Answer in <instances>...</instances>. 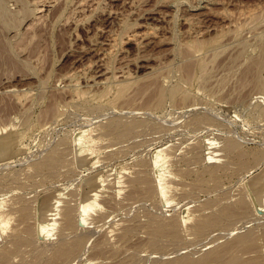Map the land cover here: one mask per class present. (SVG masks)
I'll return each mask as SVG.
<instances>
[{"label": "rangeland", "instance_id": "1", "mask_svg": "<svg viewBox=\"0 0 264 264\" xmlns=\"http://www.w3.org/2000/svg\"><path fill=\"white\" fill-rule=\"evenodd\" d=\"M35 1H37L36 4ZM23 3H26L25 7H23ZM28 3L30 5L33 3L34 5L29 6ZM44 3H47V6H45L47 10L44 11L46 15L44 14L40 21L38 19V24L34 15L31 16L33 11L31 9L32 6L41 7ZM48 4H51V7ZM26 6L31 7V11L25 10ZM258 7L261 11H264V0H98V2L97 0H0V202L2 203H0V206H2L0 215L2 214L6 220L2 219L1 216L0 219L4 222H9L6 227V222L3 224V221L0 220V255L5 254L3 250L7 248L12 256L6 255L4 264H11L13 261L14 263L19 262L18 264H31L33 261L34 263L32 264H50V257H52L50 253L54 252L55 248H57L56 246L60 244L57 241H59V229L62 226L61 209L64 205L66 206L67 202V206L79 208L80 200L90 191V184L87 178L97 173H101L105 179L103 186L105 190L102 191L103 193L100 196L105 208L93 211V215L90 217V222L92 223H88L85 227L80 224L78 226L79 229L74 227L71 231L70 229L65 231L64 234L67 235V239L78 237L76 235L79 234L80 238H82V235L87 234L83 236L85 239L82 238L85 246L82 250H85L80 251L79 255H76V258L74 257L75 259L72 258L74 261H67L68 263L66 264H135L136 259L138 262L136 264H141L144 260L142 264H148L149 262L156 264L161 256H164L160 259L162 263V260L166 262L171 260L172 256L182 254V251L184 253V255H181L182 257L190 256L189 258L192 257L191 259L195 257V259H199L204 256L200 251L203 250V252L208 253L209 250L221 248L223 244L226 246L225 244L232 242V245L236 239H234V236L238 237L247 230H249L247 232H255L252 233L256 236L258 234L260 240L256 237L255 241L260 242L259 244L257 242L256 246L257 248L260 247L259 250L256 248L255 250L257 251L254 253L252 251L254 250L253 248L250 250L239 247L240 249H233L236 252L229 253V256L237 253L240 255L239 259L242 257L245 262L251 263L253 262L251 260L257 258L262 261L257 260L258 262L264 264V239H262L264 237V212L256 211L258 213H255L252 209L250 211L252 213H248L251 216L247 215L248 217L244 219L241 217L242 220H239L240 218L237 219L239 221L236 220L238 223L234 222L232 224L233 227L226 224L228 228L230 227L229 231H227L228 228L225 226L219 225L220 228L222 226L225 228L220 229L217 226L213 229L210 228L207 231L208 235H206V232L205 235H196L193 227L206 216L215 215L221 209L223 210L225 205L235 204L240 201V198L248 197L246 181L252 175L264 169L263 157H261L263 158L262 160L260 159L261 161H258L262 164L254 161L258 152H261L264 156V66L262 65L263 67H261V65L257 64L264 58V20H262L264 18L257 21L249 20L250 18L246 19V16L251 11L254 14L261 13L259 15H262L263 12L259 10L255 12ZM82 8L84 9L82 10ZM248 10L250 11L248 12ZM60 12L63 14L61 15ZM242 14L244 16H241ZM57 16L60 17V20ZM236 17L240 18L237 19ZM241 17H244L247 20L246 22L249 21V24L245 23L248 27H244L245 20L244 18H242L244 21L240 20ZM234 22L241 23L240 25H243V28L247 27L248 29H244L245 31L241 29V32H238L240 35H237L238 33L234 31V26L236 25ZM255 22L259 24V26L255 24L258 27L252 24ZM125 23L128 24L127 26H131L126 28ZM253 27H255L254 30ZM120 32L124 35L122 36ZM175 32H177V35L174 34ZM242 32H245L243 36ZM132 33H138V36H133L134 34ZM118 34L120 38L123 37L124 41L119 44L121 47H114L115 59H112L113 57L110 58L108 55L104 56V51L114 43L113 36L115 37ZM130 35L133 36V39L130 38ZM236 35L238 39L235 37ZM217 37H220V42L217 45L215 44L216 48L219 47L217 50L213 45H209L202 49L203 51L193 50L197 55H192L194 52H186L187 54L185 55V53L180 54L183 47L181 49L177 48L181 47L182 44L184 46L185 43L183 42L193 38L196 40L199 38V41H207L212 44L213 39ZM239 38H243V41L242 39L239 40ZM138 42L140 43L138 44ZM178 43H181V45ZM115 49H120V53ZM176 49H179V52H176L178 51ZM198 51H201V56L200 53H197ZM180 56L184 57L181 58ZM188 56L191 58H188ZM194 56L199 57L198 59H203L200 57H204L207 60V64L209 63V68L207 69L210 72H206L208 73L206 77V75L204 76L195 70L196 73L194 72L195 76L193 75L194 78L192 77V80L188 79L189 81H186L187 79L185 78L183 80L181 75L183 77L185 75L181 70V66L186 61L190 62L191 60L193 62L196 60ZM192 57H194V60ZM180 58L182 60L186 59V61H181ZM175 61H178V63L176 64ZM107 62L110 63V66L112 64L111 70H106V66L109 64ZM170 62L173 65L175 64V67L171 66ZM168 65L172 68L168 67ZM154 67L160 68L155 71L163 72L162 75L160 73L163 78L155 77L156 75L159 76V74L153 72ZM167 68L169 69L168 71ZM113 69H116L114 72L119 80H124L128 77L131 82L136 80L135 83H139L141 79L143 82L146 79L145 82L150 84L151 87L146 83H139L140 85L134 83L135 87L133 82L131 83L134 86V88L133 86L131 88L135 92L129 91V94L136 97L133 106H130L133 101L131 103L128 102L130 105L127 104V106L126 102L123 101V103L120 100L121 105L124 104V106L114 103L115 105H112L114 107L110 108L112 107L110 104L113 102H109V104L107 98H98L99 93L104 88V79L111 76ZM170 72L174 78L176 77L175 79ZM165 74L168 76L164 77ZM149 76H151V81L150 79L147 80ZM71 77L76 81H71ZM154 79H157L158 83L157 80L153 81ZM257 79L262 83H259ZM95 80L98 82L96 83ZM169 80L172 84L175 81V84H178L177 81L179 82V80L180 82L185 81L183 82L184 84L181 82V85L183 84L187 87H182L186 91L191 90L190 93L193 92L191 94V102L189 101L190 104L189 102H171L170 99H167L165 103L168 105L164 104V106L166 105L165 108L164 106L160 107L163 109L157 110L153 106V109L152 107H147L146 104L153 97L154 84L157 83L156 85L161 86L159 82L166 81L163 86L165 85L164 87H166L167 83L169 87L171 83ZM69 81L72 83H69ZM75 83L77 84L76 86ZM70 84L72 89L68 88ZM73 86L78 87V89L81 88L82 91L88 93V95L85 94L87 97L83 95L84 97L75 96L77 98H74ZM144 86H146V89L149 88L150 91L146 92L148 90L144 88L141 90L146 93L138 92L139 88ZM89 91L97 95H92L91 97L90 94L93 93ZM136 92L141 97L135 94ZM194 93H196V96H194ZM112 95L113 92L108 98L110 101ZM84 98L87 102H85ZM194 98L195 101H193ZM254 98L255 100H253ZM95 99L96 101H94ZM256 100L258 101L256 102ZM169 101L172 104H169ZM79 102H81V105ZM89 102L91 103L88 104ZM120 102L118 101V104ZM253 102L263 107L256 105V108L260 109L252 110L254 108L251 109L249 107H251V104L252 107L255 106ZM92 105L98 106L97 108L99 109L94 108V106L91 107ZM53 106H55V111H50ZM100 107L102 108L100 109ZM46 110L49 112L46 113ZM121 116L125 117L123 118L124 120L130 118V121H128L129 119L127 121L123 120L127 126L123 124L122 120L121 125L120 123L116 124L118 117L121 119ZM115 117L116 119H112ZM112 120L116 123H113ZM131 120L133 121L132 123H137L134 121L138 120L142 122L138 121L139 123L136 124L137 128L134 124H130ZM111 123L115 124V132L120 131V134L123 133V135L126 133L121 131L120 127H128L129 125V127H132L131 129H137L132 130V132L130 130V137H128L127 133L126 139L120 140L124 136H120L118 132L116 134L113 128L111 129L113 127ZM154 123L157 125H154ZM107 125H111V127ZM117 125L119 126L117 127ZM103 126L105 129H103ZM82 128L90 129L89 134L97 140L93 151L96 155L93 154L95 158H93L94 161H92L93 165L91 167L80 166L75 158L76 148L73 139L77 131ZM116 128L120 130H116ZM105 130L106 133L111 131L114 134L112 135L109 132L110 135L108 133L106 135ZM229 138L230 140L236 139V142L240 143L239 146L242 145L240 146L242 148L239 147L238 149H241L240 151L244 150L246 156L240 159L235 156L237 155L236 152L231 154V156L227 153L229 157L225 155L226 152L224 150V154L221 153L222 145L230 141L228 140ZM7 145H11L8 152L3 149ZM59 145V148L64 149L63 151L68 154V159H70L68 161L69 168L62 166V169L60 166V169L57 166L54 168V170L58 169L57 172L54 170L52 172L46 168L42 169L40 163L42 164L50 156L52 149L54 150ZM157 149H163V157L165 158L163 160H166L164 167H166L165 171L168 173L166 175L164 171L163 180L156 179L158 177L154 174L155 167H153L154 159L152 155ZM170 155L172 156L171 158ZM197 155H199L198 158ZM219 156L222 159L224 158L221 163L218 162L221 159ZM225 156L228 158L226 159ZM187 158L189 159L188 161H186ZM143 162L147 163L144 164ZM151 162L153 163L151 164ZM216 162L222 167L217 173L211 175L210 168L216 167ZM223 164L226 165L224 166ZM150 165L153 166L150 167ZM140 169H144V173L148 171L147 174L152 172L151 177L155 176L153 179L156 181L168 183L165 193L163 194L159 190L157 191L158 194L156 193V197L146 196L145 199L139 198L141 201L131 198V194H128L133 190L132 181L130 180L139 176L138 172H142ZM60 171L61 173H59ZM120 172L125 177L121 176ZM184 174L186 175L183 176ZM120 178L125 183L119 187L116 181ZM198 179H200L199 182L206 179L207 183H205L206 181L204 184L201 182L202 185H199L200 188H198V181H196ZM156 181L154 182L157 186L164 184ZM186 182L189 183L186 184ZM188 184L192 186H184ZM121 187L125 188L119 193L118 189ZM245 188L247 191H245ZM187 190H189V193H186ZM246 192L247 194H245ZM190 193L194 194V196H187L191 195ZM54 197L63 200H61L62 203H59V208L56 210L54 218L56 224L50 227L51 229L49 228L52 234L41 237L38 232V213L49 206ZM163 198L166 200L164 199L163 201ZM113 200L116 201L113 202ZM209 200L219 203H213L217 206L210 205L212 202ZM223 202H226V204ZM208 205L213 206L215 210L212 212L213 207L206 210L205 208L210 207ZM216 208L221 209L217 211ZM203 209L209 214L206 215ZM143 210L151 212V216L160 211L161 213H157L158 215L154 216V218L159 216V219L163 220L162 217H165L164 219L167 222L172 220L181 221L179 225L184 226L180 228L177 224L179 232L183 229V233L180 234L185 233L184 236L181 235V241L179 243L178 241L175 243L169 241L171 244H168V241L165 240H171V238L164 240V243L168 246L177 243L179 245L177 244L178 246L174 245L170 248V246L168 247L162 243V247L154 248L156 245L153 246V243H151L153 247L150 246L152 229L149 228L151 226H147V224H150V220L148 223L147 221L151 217L150 214L144 215L143 213L146 214L148 212H142ZM137 212L138 214H136ZM204 215L205 217H202ZM156 219L158 220V217ZM75 228L80 233L77 234ZM127 229L131 233L135 231L134 234H129ZM18 232L20 233L19 235ZM74 232L76 235L73 234ZM221 232L222 235L220 234ZM225 233L226 235H223ZM16 235L18 237H15ZM24 235H27V238H23L25 237ZM31 235L35 237H30ZM69 235L72 236L69 237ZM20 237L27 242H22L21 240L23 239H20ZM217 237L219 238L217 239ZM15 241L18 243H15ZM30 241H35V243H30ZM182 241H186L184 242L185 245L181 243ZM188 241L194 244L192 243V246H190L191 243ZM215 241L223 244L218 245L217 243L220 247L216 248ZM26 243L33 245L28 246ZM16 244L20 248H17ZM193 245H196L195 249ZM38 246L41 247V250L34 251V248L39 249ZM179 246L183 249L179 248ZM43 247L48 249L49 254L42 249ZM167 247L170 250L166 249ZM156 249H159L158 251L163 250L162 253L167 251L169 253L167 252L168 255L162 254L161 251L158 252ZM171 251H173L172 255H169ZM192 251L198 254L195 256L194 253H189ZM10 252L7 253L6 251L7 254H10ZM131 252L136 254L133 255ZM41 254H47L48 257H44L47 255H42V259H38ZM130 254L135 256L134 261ZM189 254H194L195 257ZM154 255L158 256L159 259L156 260ZM31 257L34 260H30L32 259ZM12 259L13 261L10 262ZM24 259L29 261L26 262ZM147 259L148 261L152 259L156 261L147 262ZM37 260H40V263ZM160 262L158 263L160 264Z\"/></svg>", "mask_w": 264, "mask_h": 264}, {"label": "bare ground", "instance_id": "2", "mask_svg": "<svg viewBox=\"0 0 264 264\" xmlns=\"http://www.w3.org/2000/svg\"><path fill=\"white\" fill-rule=\"evenodd\" d=\"M51 1V0H50ZM36 2L37 1H35V4H36ZM38 2H41V1H38ZM44 2V1H43ZM42 2V3H43ZM74 2V1H73ZM81 2H83V1H81ZM97 2H98V0H97ZM134 2V1H133ZM132 2V3H133ZM41 3V4H42ZM48 3H50L49 1H48ZM56 3H57V1H56ZM25 4L26 3H23V7H25ZM29 4V6H31L30 5V3H28ZM83 4V3H82ZM34 5V4H33ZM48 5H50L49 7H51V4H48ZM52 5H54V4H52ZM65 5V4H64ZM77 5V4H76ZM45 6H47V3H44L41 7H39L38 6V8H36V6H32V9H31V7L29 8V7H27L25 10H33L32 11V13H31V16H33L34 15V17H35V19H37L36 21L38 22V19H39V21L41 20V18L44 16V14H45V10H47V8L45 7ZM69 6V5H68ZM82 6V5H81ZM33 7H34V9H33ZM54 7V6H53ZM65 8V7H64ZM63 8V9H64ZM259 8V7H258ZM258 8H256L257 10L255 11V12H257L258 10L259 11H261L260 10V8L258 9ZM262 8V7H261ZM21 9H22V7H21ZM67 9V8H66ZM79 9H80V7H79ZM84 8H82V10H83ZM30 10V11H31ZM49 10V9H48ZM52 10V9H51ZM62 10V9H61ZM68 10V9H67ZM66 10V11H67ZM250 10H252V9H250ZM250 10H248V12L250 11ZM263 10V9H262ZM19 11V10H18ZM60 11V10H59ZM245 11V10H244ZM20 12V11H19ZM18 12V13H19ZM22 12H23V10H22ZM35 12V13H34ZM44 12V13H43ZM49 12V11H48ZM261 12H263V14L262 15H259V14H261V13H259V14H254V12L253 11H251L250 12V14L249 15H247L246 16V19L247 18H250L249 20H252V21H257V20H261L262 18H264V11H261ZM29 13V14H30ZM61 13V12H60ZM68 13H69V11H68ZM20 14V13H19ZM63 13H61V15H62ZM46 15V14H45ZM48 15H49V13H48ZM246 15V14H245ZM27 16H29V15H27ZM30 16V17H31ZM235 16V15H234ZM241 16H244V14H242ZM261 16H263V17H261ZM29 17V18H30ZM46 17V16H45ZM58 17V16H57ZM62 17V16H61ZM59 18V20H60V17H58ZM237 18V17H236ZM240 18V17H239ZM239 18H237V19H239ZM242 18H244V17H241V19L240 20H242V21H244V27L245 26H247L248 27V25H245V23H247V24H249V21L248 22H246L247 20L244 18V20L242 19ZM34 19V18H33ZM58 20V19H57ZM262 20H264V19H262ZM24 21H25V19H24ZM33 21V20H32ZM44 21V20H43ZM42 21V22H43ZM238 21V20H237ZM34 22V21H33ZM36 22V23H37ZM127 22V21H126ZM135 22V21H134ZM241 22V21H240ZM258 22H260V21H258ZM264 22V21H263ZM29 23H32V22H29ZM36 23H34L35 25H36ZM129 23V22H128ZM138 23V22H137ZM234 23H236V25L234 26V31H235V33L237 32H241L240 30L241 29H248L247 27L246 28H243V25H240V24H238L237 22H234ZM28 24V23H27ZM38 24H39V22H38ZM38 24H37V26H38ZM134 24H136V23H134ZM252 24H258L257 22H255V23H252ZM33 25V24H32ZM125 25L127 26L128 24H126L125 23ZM124 25V26H125ZM132 25H133V23H132ZM251 25V24H250ZM253 25V26H254ZM264 25V24H263ZM27 26V25H26ZM31 26V25H30ZM125 26V27H126ZM129 26H131V25H129ZM129 26H127L126 28H128ZM134 26V25H133ZM136 26H138V25H136ZM140 26V25H139ZM255 26H257V25H255ZM258 26H259V24H258ZM257 26V27H258ZM32 27V26H31ZM250 27V26H249ZM256 27V28H257ZM35 28V27H34ZM33 28V29H34ZM125 28V29H126ZM131 28H133V27H131ZM230 28H231V26H230ZM252 28V27H251ZM255 29V27H253V30ZM127 30V29H126ZM126 30H124V31H126ZM252 29H251V31H253ZM29 31V30H28ZM123 31V32H124ZM131 31V30H130ZM231 31V30H230ZM245 31V30H244ZM248 31V30H247ZM129 32V31H128ZM128 32H126V33H128ZM121 33V35H122V32H120ZM151 33V32H150ZM191 33V32H190ZM243 33H245V32H242L241 34H242V36L244 35ZM114 34V33H113ZM132 34H134V33H132ZM138 34V33H137ZM137 34H134L133 36H138ZM148 34V33H147ZM174 34H176L177 35V32H175ZM124 35V34H123ZM122 35V36H123ZM126 35H128V34H126ZM237 35H240V33H238ZM237 35L235 36L236 38H237ZM131 36V37H130ZM129 37L131 38V39H133L132 37V35H130ZM149 36V35H148ZM112 37V36H111ZM116 37H119V34L116 36L115 35V37L113 36V38H114V43L111 45V46H108L109 48H107L106 49V51H104L105 52V55L104 56H106V55H108L110 58H112V59H115V57H114V55L116 56V54H114V47L115 46H117V48L120 46L119 44H122L123 43V41H124V39H123V37L122 38H116ZM141 37V36H140ZM142 37H144V36H142ZM194 37V36H193ZM174 38H176V37H174ZM196 39H197V37H195ZM219 38L220 37H217V38H215V39H213V41H212V44L210 43H208L207 41L205 42V41H199V38H198V40H196V39H192V40H188V41H186V42H183V43H185L184 44V46H183V44L181 45V43L179 44V45H181V47H177V46H175V47H177V48H182L183 47V49L180 51V52H182V53H180V54H184L185 53V55L187 54L186 52H194L193 50H202V49H205L206 47H208L209 45H213L214 46V48H216V46H215V44L217 45L219 42H220V40H219ZM238 39V38H237ZM240 39H242V41H243V38H239V40ZM126 40V39H125ZM136 40H137V38H136ZM140 40V39H139ZM138 40V41H139ZM127 41V40H126ZM241 41V42H242ZM110 42V41H109ZM179 42H181L180 40H179ZM125 43V42H124ZM140 42H138V44H139ZM121 47V46H120ZM221 47V46H220ZM123 48V47H122ZM217 49H219V47L218 48H216V50ZM115 50H120V49H115ZM122 50V49H121ZM176 50H178V51H176V52H179V49H176ZM207 50H209V49H207ZM211 50H213V49H211ZM210 50V51H211ZM203 51V50H202ZM201 51H198L197 53H200ZM205 52H209V51H205ZM118 53V52H117ZM119 53H120V51H119ZM118 53V54H119ZM196 52H194V54H192V55H197V54H195ZM191 54H188V55H191ZM199 56V55H198ZM200 56H201V53H200ZM181 58L182 57H184V56H180ZM194 57H195V59L196 60H194ZM194 57H192L193 58V62H191V60H190V62H188V61H186V59H183V60H185L184 62H185V64L184 65H182V63H181V65H179V66H181V70L183 71V73H184V75H185V77H183L179 72V74L181 75V77L183 78V80H185V79H187L186 81H189L188 79H191L192 80V77H193V75L195 76V73H196V71L195 70H197L198 72H200V73H202L204 76L206 75V77H207V75H208V73L210 72L209 71V69H207V68H209L208 67V65H209V63L207 64V60L204 58V57H200V58H203V59H198L197 58V56H194ZM117 58V57H116ZM179 58V57H178ZM180 58V59H181ZM185 58H187V57H185ZM188 58H191V57H189L188 56ZM188 58H187V60H188ZM108 60V59H107ZM182 59H181V61H183ZM262 61L261 62H259V63H257L258 65H261V67H263L264 66V58L263 59H261ZM110 61V60H109ZM173 62V61H172ZM176 62V61H175ZM188 62V63H187ZM195 62V63H194ZM107 63H109V62H107ZM178 63V61L176 62V64ZM168 64V63H167ZM171 66L173 65V63L171 64V62L169 63ZM170 65H168V67H170V68H172ZM175 65V64H174ZM173 65V67H175ZM263 65V66H262ZM111 66H112V64H111ZM111 66H110V63L106 66V70H111ZM165 66V65H164ZM177 66V65H176ZM167 67V66H166ZM261 67H259V68H261ZM155 69H154V71L153 72H156L158 69H160V68H156V67H154ZM163 68V67H162ZM258 68V69H259ZM264 68V67H263ZM178 69H179V67H178ZM114 70H116V69H113L112 71V74H111V76H108V77H106L104 80L105 81H103V84H104V88L101 90V92L99 93V97L98 98H107V100H108V103L109 102H113L112 104H110V106H112V105H115L114 103H117V105H120V106H124V104H122L121 105V102H126V105L128 104V102H132L133 101V103H131V105L130 104H128V105H130V106H133V104H135L134 103V100H136L135 98L136 97H134V96H131L130 94H129V91L130 92H132V91H134V89H132L131 88V86H133V85H131V83L133 82H131V80L125 75V77H127L126 79H124V80H119V79H117V75H116V73L114 72ZM156 70V71H155ZM166 70V69H165ZM169 69L167 68V71H168ZM172 70H174V71H179V70H176V69H172ZM162 71V70H161ZM166 71V72H167ZM171 71V70H170ZM173 71V72H174ZM125 72V71H124ZM195 72V73H194ZM206 72H208V73H206ZM257 72H258V70H257ZM151 73H152V71H151ZM157 74H159V76H155V77H162V76H160V73L161 72H156ZM165 73V72H164ZM174 73H176V72H174ZM206 73V74H205ZM255 73V72H254ZM107 74V73H106ZM110 74V73H109ZM153 74V73H152ZM155 74V73H154ZM163 74V72L161 73V75ZM167 74H168V72H167ZM170 74L172 75V73L170 72ZM256 74V73H255ZM254 74V75H255ZM74 75V74H73ZM72 75V76H73ZM169 75V74H168ZM168 75H166L165 74V76L164 77H166V76H168ZM170 75V76H171ZM210 75V74H209ZM129 76V75H128ZM173 76V75H172ZM203 76V77H204ZM253 76V75H252ZM130 77V76H129ZM146 77V76H145ZM199 77H200V75H199ZM198 77V78H199ZM205 77V78H206ZM66 78H67V75H66ZM119 78V77H118ZM152 78H154V77H152ZM163 78V77H162ZM161 78V79H162ZM171 78V77H170ZM173 78H174V76H173ZM176 78V77H175ZM174 78V79H175ZM178 78V77H177ZM185 78V79H184ZM194 78V77H193ZM201 78V77H200ZM205 78H202V79H205ZM258 78V77H257ZM141 79V78H140ZM139 79V80H140ZM150 79V81H151V76H149L148 78H147V80H149ZM165 79V78H164ZM173 79V80H174ZM179 79V78H178ZM255 79H256V77H255ZM259 79H260V77H259ZM71 81L72 80H75V79H73V77H71V79H70ZM138 80V79H137ZM142 80V79H141ZM140 80V84L141 83H146L145 81H146V79H145V81L143 82V80L141 81ZM155 80H157V79H154L153 81H155ZM180 80H182V79H180ZM180 80H179V82H180ZM195 80H198V79H195ZM253 80H254V78H253ZM258 80V79H257ZM256 80V81H257ZM261 80V79H260ZM260 80H258L259 81V83H262V82H260ZM71 81H69V83L71 82ZM76 81V80H75ZM102 81V80H101ZM136 81V80H135ZM135 81L133 82V84L135 83ZM170 81V80H169ZM255 81V80H254ZM257 81V82H258ZM78 82V81H77ZM95 82L97 83L98 81L97 80H95ZM163 81H161V83L159 82V84L161 85V86H159V85H156L157 83H158V80H157V83L156 84H154V90H153V92H152V98L149 100V102L146 104L147 105V107H154L155 109H157V110H159V109H163V108H160V107H162V106H164V104H166L165 102H166V100L167 99H170V101L172 102V101H177V103L178 102H183V103H188L189 101H190V99H191V94L193 93H190V91L189 90H185L183 87L184 86H186V85H183L184 83L183 82H185V81H181L183 84L181 85V82L179 83L178 81H177V83L178 84H175L176 83V81H175V83L174 84H172V82L170 83V86L168 87L167 86V83H166V87H164L163 86V84H164V82H166V81H164L163 83H162ZM72 83V82H71ZM137 83V82H136ZM135 83V84H136ZM139 83H137V84H139ZM151 83V82H150ZM258 83V84H259ZM100 84H102L101 82H100ZM135 84H134V86H135ZM139 84V85H140ZM147 85H149L150 86V84H148V83H146ZM187 84H191V83H187ZM72 85H74V84H72ZM77 84L75 83V86H76ZM146 85V86H147ZM264 85V84H263ZM134 86H133V88H134ZM146 86H144L143 88H139V90H141V89H144ZM149 86H147V87H149ZM183 86V87H182ZM136 87V86H135ZM137 87H138V85H137ZM151 87V86H150ZM187 87V86H186ZM185 87V88H186ZM68 88H71V84L69 85V87ZM131 88V89H130ZM72 89V88H71ZM73 96H74V98H77V97H75V96H79V98L81 97V96H86V95H88V93H86L85 91H82L81 90V88L80 89H78V87H74L73 86ZM130 89V90H129ZM138 90V89H137ZM138 90V92H142V93H146V92H149L150 90H149V88H145V90H148V91H146V92H144V90H141V91H139ZM89 92H92V91H89ZM98 92V91H97ZM96 92V93H97ZM112 92H113V95L111 96V101L108 99V98H110V95L112 94ZM135 92V91H134ZM71 93V92H70ZM93 94H90L91 95V97H92V95H97V94H95L94 92H92ZM133 93V92H132ZM141 93V94H142ZM86 94V95H85ZM135 94H137V95H139V93H135ZM196 93H194V96H196L195 95ZM134 95V94H133ZM83 96V97H84ZM94 96V97H95ZM145 96V95H144ZM87 97V96H86ZM134 97V98H133ZM139 97H141L140 95H139ZM71 98H73V97H71ZM90 98V97H89ZM243 98V97H242ZM245 98V97H244ZM85 99V98H84ZM22 100V99H21ZM102 100V99H101ZM120 100H122L121 102H120ZM253 100H255V98L253 99ZM19 101V100H18ZM84 101V100H83ZM88 101H89V99H88ZM94 101H96V99L94 100ZM118 101L120 102L119 104H118ZM170 101H169V104H172V103H170ZM193 101H195V98H194V100ZM258 100H256V102H257ZM85 102H87L86 101V99H85ZM84 102V103H85ZM107 102V101H106ZM106 102H104V103H106ZM123 102V103H124ZM191 102V101H190ZM190 102H189V104H190ZM245 102V101H244ZM251 102V101H250ZM261 102V101H260ZM56 103V102H55ZM80 103V105H81V102H79ZM91 102H89L88 104H90ZM195 103V102H194ZM252 103V102H251ZM254 103V102H253ZM86 104V103H85ZM96 104V103H95ZM99 104H101V103H99ZM103 104V103H102ZM101 104V105H102ZM260 104H263V103H260ZM79 105V104H78ZM116 105V106H117ZM127 105V106H128ZM166 105H168V104H166ZM165 105V106H166ZM249 105H250V103H249ZM254 107H252V104H251V107H249V108H254V109H252V110H258V109H260V108H256V105L257 106H260L258 103L257 104H255L254 103ZM58 106V105H57ZM94 105H92L91 107H93ZM100 106V105H99ZM105 106H107V105H105ZM109 106V107H110ZM127 106H126V108H127ZM165 106H164V108H165ZM49 107V106H48ZM86 107V106H85ZM89 107V106H88ZM98 106H94V108H97ZM114 106H112V107H110V108H113ZM153 107H152V109H153ZM260 107H263V106H260ZM51 108V107H50ZM102 107H100V109H101ZM132 108H134V107H132ZM92 109V108H91ZM97 109H99V108H97ZM130 109V108H129ZM148 109H151V108H148ZM154 109V110H155ZM250 109V110H251ZM48 110H50V109H48ZM56 110H59V109H56ZM94 110V109H93ZM262 110H263V108H262ZM47 111V110H46ZM50 111H55V106H53V108H52V110H50ZM97 111V110H96ZM100 111V110H99ZM102 111V110H101ZM49 111H47L46 113H48ZM57 112V111H56ZM59 112V111H58ZM45 113V112H44ZM251 113H252V111H251ZM256 113H257V111H256ZM259 113H261L260 111H259ZM258 113V114H259ZM51 114V113H50ZM50 114H49V116H50ZM257 114V115H258ZM262 114V113H261ZM263 114H264V111H263ZM56 115H58L57 113H56ZM123 118H125L124 116L122 117L121 116V119H120V117H118V119H120V120H118L117 119V123L116 122H113L114 120H112V122L113 123H116V124H119L120 123V125H121V120L123 121L124 119ZM112 119H116V117L115 118H112ZM129 119V120H128ZM126 120V119H125ZM124 120V121H125ZM127 120L128 121H130V118H127ZM126 120V121H127ZM124 121H123V124H125V126H127V124H126V122L124 123ZM139 121V120H138ZM138 121H134V122H137V123H139ZM247 121V120H246ZM109 122H111V121H109ZM133 121L131 120V123L130 124H134L135 125V127H137L138 128V126L136 125L137 123H132ZM142 122V121H141ZM145 122V121H144ZM147 122V121H146ZM113 123H111V124H113ZM148 123V122H147ZM107 124H109V123H107ZM128 124H129V122H128ZM141 124V123H140ZM149 124V123H148ZM144 125V124H143ZM150 125V124H149ZM154 125H157L156 123H154ZM108 127H111V125H107ZM107 126H105V127H107ZM113 127H111V129L113 128V130H114V126H115V124H113L112 125ZM119 125H117V127H118ZM125 126H123V127H120L121 128V131H124V133H126L125 135H123V133L122 134H120L121 132L120 131H116V132H118L119 134H120V136L122 135V136H124L123 137V139H122V137H121V139L120 140H124V138L126 139V136H127V133H128V137H130L129 135H131V133H129V131L130 132H132V130H136V129H131L132 127H129V125H128V127H125ZM146 126V125H145ZM140 127V126H139ZM103 129H105L104 128V126H103ZM109 130H110V128H109ZM116 130H120L119 128H116ZM110 133H112L111 131H109ZM109 132H107L109 135H110V133ZM114 132H115V130H114ZM115 132V133H116ZM90 133V129H86V128H82V129H80L79 131H77V133L75 134V136H74V139H73V142H74V146H75V148H76V153H75V158H76V160H77V162H78V164L80 165V166H83V167H91L92 165H93V162L92 161H94L93 160V158H95V156L93 157V154L94 155H96V153L95 152H93L94 151V146L96 145V143H97V140H96V138L95 137H93L92 135H90L89 134ZM105 133H106V130H105ZM107 133H106V135H107ZM118 133H116V134H118ZM134 133V132H133ZM114 133H112V135H113ZM119 136V137H120ZM205 138H208V137H205ZM116 139H118V138H116ZM15 140H16V138H15ZM120 140H118V141H120ZM228 140H230V138L228 139ZM227 141V140H226ZM237 140L235 139V140H230V141H228L226 144H223L222 145V147H221V149H222V151H221V153L222 154H224L223 153V150H224V152H226V154L225 155H227V153H228V155L229 156H231V154H233L234 152H236L237 153V155H235V156H237V157H239L240 159H242L244 156H246L245 154V151L243 150V151H240L238 148L240 147V146H242V145H240L239 146V142H236ZM239 141V140H238ZM241 142V141H240ZM207 145H208V141H207ZM209 146H210V144H209ZM10 147H11V145H7V146H5L3 149L4 150H6L7 152L8 151H10ZM55 147V146H54ZM57 147V148H56ZM55 147V149L53 150L52 149V152H50L51 154H50V156H48L47 157V159H46V157H45V161H43V163L41 164L40 163V165H41V167H42V169H44V168H46V169H50L52 172H53V170H54V168H56L57 166H59L58 168H60V166H61V168H62V166H67L68 168H69V164H68V161H70V159H68V154H66L65 153V151H63L64 149H61V148H59L60 147V145L59 146H56ZM240 148H242V147H240ZM237 149L239 150V153H238V151H237ZM154 152V151H153ZM171 152V151H170ZM169 152V153H170ZM163 149L162 150H159V149H157L155 152H154V154L152 155L153 156V159H154V163L153 162H151V164L153 163V165H150V167L151 166H153V167H155V176H157L158 178H156V179H162L163 180V178H164V176H163V174H164V171H165V168L166 167H164V164H166V160H163ZM173 153V152H172ZM264 153V152H263ZM171 154V153H170ZM171 155H173V154H171ZM170 155V158L172 157ZM193 155H196V154H193ZM227 155V156H228ZM198 156L199 155H197V158H198ZM224 156V155H223ZM228 156V157H229ZM196 157V156H195ZM220 158H221V156H219ZM226 157V156H225ZM228 157H226V159L228 158ZM261 157H263L264 158V156L262 155V153L261 152H258L256 155H255V160L254 161H261L263 158H261ZM197 158H194V159H197ZM165 159V158H164ZM177 159V158H176ZM190 159H192V158H190ZM193 159V160H194ZM224 159V158H223ZM223 159L221 158L218 162H220L221 163V161H223ZM261 159V160H260ZM145 160V159H144ZM150 160V159H149ZM152 160V159H151ZM172 160V159H171ZM174 160V159H173ZM178 160V159H177ZM189 159L187 158L186 159V161H188ZM196 161V160H195ZM225 161H227V160H225ZM149 162V161H148ZM165 162V163H164ZM190 162V161H189ZM191 162H192V160H191ZM196 162H198V161H196ZM218 162H216V164L218 163ZM144 164H146L147 162H143ZM143 163H141V164H143ZM150 163V162H149ZM259 164H262V163H260V162H258ZM258 163H256V164H258ZM68 164V165H67ZM136 164H138V163H136ZM215 164V165H216ZM226 164H227V162H226ZM226 164H223L224 166L226 165ZM222 165V164H221ZM147 166V165H146ZM223 166V167H224ZM221 167L222 166H219V164H217V166L216 167H213V168H210L211 170H210V174L211 175H214L215 173H217L218 172V170L219 169H221ZM60 168V169H61ZM263 168V167H262ZM63 169V168H62ZM66 169V168H65ZM139 169V168H138ZM146 169V168H145ZM147 169H148V167H147ZM58 170V169H57ZM57 170H54V171H56L57 172ZM125 170V169H124ZM140 170H142V172H138V174H139V176H137V174H136V176H137V178L135 177L134 179L132 178V180H130V181H132V189L133 190H131L132 192L131 193H128V194H131L130 195V197L131 198H134V199H137V200H139V198L141 199V198H143V199H145V197L146 196H148V197H151V196H155L156 197V193H157V191H162L161 193H165L164 191H165V189H167V184L168 183H164V182H161V181H159V180H157L159 183L161 182V183H164V184H160L159 186H157L156 184H155V182L154 181H156L155 179H153V178H155V176L154 177H151V174H152V172H150V174L148 173L147 174V172L146 173H144L143 171H144V169H140ZM139 170V171H140ZM148 170H150V169H148ZM153 170V171H154ZM51 171H50V173H51ZM167 171H169L168 169H167ZM207 171H208V168H207ZM43 172V171H42ZM96 172H97V170H96ZM166 172V171H165ZM186 172V171H185ZM59 173H61V171L59 172ZM167 173L168 172H166V175H167ZM189 173V172H188ZM53 174H55V173H53ZM187 174V173H186ZM186 174H184L183 176H185ZM120 175L121 176H123V177H125L124 175H122V173L120 172ZM119 175V176H120ZM165 175V174H164ZM122 177V178H123ZM122 178H120L118 181H116L117 183H118V186L120 187V186H122L123 185V183H125V181L122 179ZM129 178V177H128ZM130 178V179H131ZM87 180H89V184H90V191L86 194V195H84L83 197H82V199L80 200V202H79V208L78 207H76V206H70V205H68L67 206V204H68V202H67V204H66V206L64 205V207L61 209V214H62V226L60 227V229H59V231H60V238H59V241H57V242H60V244L58 245V246H56L57 248H55V247H53V248H55V250H54V252H52V253H50V255L52 256V257H50L51 258V260L49 261L50 262V264H66V263H68L67 261H71L72 262V260L73 259H75L76 258V255H79V253H80V251H83V250H85V249H83L82 250V248H84L85 246H84V242H83V239L82 238H84L85 239V237H83L84 235H87V234H84V235H82V238H80L81 236H79V235H76V233L74 232L73 234H75L76 236H78V237H75V238H70V239H67V235H65L64 233H65V231H67L68 229H70V231L74 228V227H77L78 228V226L81 224V225H83L84 227H85V225H88V223H92V222H90V220H91V215H93L92 213H93V211H95V210H97V209H103V208H105L104 207V205H103V203H102V201L100 200V196L102 195V191H104L105 189H103V186H104V181H105V179L103 178V175L100 173V174H94L93 176H90L89 178H87ZM129 180V179H128ZM165 180V179H164ZM176 180V179H175ZM199 180L200 179H198V180H196V181H198V184H197V186H198V188H200V186L199 185H202V183L201 182H203V184H204V182L206 181V179H204L205 181H200L199 182ZM156 181V182H157ZM174 181V180H173ZM172 181V182H173ZM166 182V181H165ZM182 182V181H181ZM185 182V181H184ZM175 183V182H174ZM187 183H189V182H186V184ZM191 183V182H190ZM194 183V182H193ZM205 183H207V181L205 182ZM246 183L247 184H245L246 186H247V190H248V197L246 198H243V199H239L240 201L239 202H237V203H235V204H230V205H225L224 206V208H223V210L221 209V208H216L217 209V211H218V209H221L217 214H212V215H208V217L206 216V218H203V219H201V220H199L196 224H195V226H193L194 227V229H195V231H194V233L196 232V235L197 234H201V235H205V232H206V235H208V230H210V228H214V227H217V226H221V225H223V226H225L226 228H228L227 227V225L229 224L230 226H232V224L234 223V222H237V221H239V220H242L241 219V217H243V219L244 218H246V217H248L247 215H249V216H251L250 214L252 213V212H250L252 209H253V212H255V213H258V212H264V169H262V171H260V172H258V173H256L255 175H252V177H250V179L248 180V181H246ZM158 184V183H157ZM192 184V183H191ZM191 184H188V185H184V186H189V185H191ZM195 184V183H194ZM193 185V184H192ZM191 185V186H192ZM196 185V184H195ZM194 185V186H195ZM124 186H126V184H124ZM190 186V187H191ZM196 187V186H195ZM125 187H121V188H119L118 189V191H119V193L120 192H122V190L124 189ZM192 188V187H191ZM51 189V188H50ZM183 189H185V188H183ZM190 190V189H189ZM189 190H187L186 191V193L189 191ZM193 190V189H192ZM246 190V188H245V191H247ZM194 191H196V190H194ZM194 191H191V192H194ZM81 192V191H80ZM185 192V191H184ZM160 193V194H161ZM189 193V192H188ZM196 192H194V194H195ZM158 194V193H157ZM191 194V193H190ZM194 194H191V195H187V196H194ZM197 194V193H196ZM245 194H247V192L245 193ZM184 195V194H183ZM182 195V196H183ZM141 196H143V197H141ZM161 196H165V195H161ZM197 196V195H196ZM136 197H138V198H136ZM155 197H153V198H155ZM129 198V197H128ZM193 198V197H192ZM195 198V197H194ZM147 199H149V198H147ZM152 199V198H151ZM164 199L165 198H163V201H164ZM189 199V198H188ZM62 200V199H61ZM61 200H59V198H57V197H54L52 200H51V202H50V204H49V206H47L45 209H43V210H41L39 213H38V229H39V233H40V235H41V237H46V236H48V235H50V233H51V231H49V228L50 227H53V225L54 224H56V222H55V216H56V210H58L57 208H59V203L61 202ZM129 200H131V199H129ZM128 200V201H129ZM137 200H135V201H137ZM166 200V199H165ZM63 201V200H62ZM116 200H113V202H115ZM139 201H141V200H139ZM209 201H211V200H209ZM208 201V202H209ZM221 201H223V200H221ZM66 202V201H65ZM111 202V201H110ZM131 202V201H130ZM212 202V204H210V205H214L213 203H215V202H213V201H211ZM210 202V203H211ZM1 203V202H0ZM62 203V202H61ZM60 203V204H61ZM219 203V202H218ZM217 202H216V204H218ZM224 204H226V202H223ZM228 203V202H227ZM2 204V203H1ZM111 204V203H110ZM132 204V203H131ZM205 204H207V203H205ZM223 204V205H224ZM72 205V204H71ZM114 205V204H113ZM210 205H208V206H210ZM220 205V204H219ZM133 206V205H132ZM207 206V207H208ZM214 206H217V205H214ZM1 208L0 209H2V206H0ZM202 207H206V206H202ZM213 207V206H212ZM211 206L210 207H208V208H205L206 210L207 209H211L212 208ZM214 208V207H213ZM130 209V208H129ZM131 209H132V207H131ZM63 210V211H62ZM204 210V209H203ZM206 210H204V212L206 211ZM215 210V208L212 210V212ZM255 210V211H254ZM208 211H210V210H208ZM256 211H258V212H256ZM135 212V211H134ZM142 212H148V213H143L144 215H148V214H150L151 212H149V211H145V210H143ZM152 212H155V211H152ZM160 211H158L157 213H159ZM0 213H2V212H0ZM157 213H155V215L153 214L152 216H151V214H150V217L151 218H149L148 219V221H147V223L149 222V220H150V224H147V226L149 225V226H151V227H149L150 229H152V242H149L150 243V246H152V244L151 243H153V246L154 245H156L154 248H157V247H162V243H164V240L165 239H168V238H171V240H165V241H168V244L170 243L169 241H173L172 243H175V242H177L178 241V243H179V241H181L180 239H182L181 238V235H183L184 236V234H180V233H183L182 231H183V229H181V232H179V229H178V226H177V224L179 225L180 223L179 222H181V221H178V222H176V221H173L172 219V221H169V222H167L164 218L165 217H162L163 218V220L160 218L159 219V216H157L158 217V220L156 219V218H154V216H156V215H158ZM161 213V212H160ZM206 213V212H205ZM248 213H250V214H248ZM254 213V214H255ZM136 214H138V212L136 213ZM207 214H209V212L208 213H206V215ZM139 215H140V213H139ZM139 215H137V216H139ZM203 215V214H202ZM256 215V214H255ZM1 217H2V219H4L3 218V216H2V214L0 215ZM136 216V217H137ZM141 216V215H140ZM161 216H163V215H161ZM160 216V217H161ZM245 216V217H244ZM132 217H134V216H132ZM131 217V218H132ZM147 217H149V216H147ZM202 217H205V215L204 216H202ZM254 217V216H253ZM176 218V217H175ZM240 218V219H239ZM133 219H136V218H133ZM177 219V218H176ZM237 219H239V220H237ZM1 220V219H0ZM4 220H6V219H4ZM132 220V219H131ZM137 220V219H136ZM160 220H162V221H160ZM175 220V219H174ZM179 220V219H178ZM237 220V221H236ZM1 221H3V220H1ZM186 221V220H185ZM6 222V221H5ZM4 221L2 222L3 224L5 223ZM133 222V221H132ZM1 223V222H0ZM8 221L5 223V225H6V227H7V225H8ZM186 223V222H185ZM238 223V222H237ZM225 224V225H224ZM227 224V225H226ZM134 225H136V224H134ZM139 226V225H138ZM182 226H184V225H182ZM182 226H180L179 225V227L181 228ZM220 226L218 227V228H220ZM221 227V228H225V227ZM193 227H189V228H193ZM233 227V226H232ZM29 228V227H28ZM132 229H133V227H131ZM131 228H129V229H131ZM220 228V229H221ZM27 229V228H26ZM25 229V230H26ZM51 229V228H50ZM76 229V228H75ZM79 229V228H78ZM129 229H127L128 231V233L129 234H131V235H133L134 234V232H133V230H132V232L133 233H131V231L129 230ZM135 229V228H134ZM137 229H138V227H137ZM137 229H135V230H137ZM193 229V230H194ZM215 229H217V228H215ZM229 229H230V227L227 229V231H229ZM27 230H30V229H27ZM190 230V229H189ZM218 230V229H217ZM264 230V229H263ZM223 231V230H222ZM247 231H249V230H247ZM247 231H244V233H241V235H239L238 237L236 236H234V239H235V242L233 241V243L234 244H232L231 245V243H227V244H225L226 246H224V244L223 243H218V241H215L216 242V245H217V243H218V245H222V247L221 248H218V247H220V246H216V248H218V249H214V250H209V252L208 253H205V252H203V250L202 251H200V252H202V255H204V256H202L201 258H199V259H195L196 257V255L198 254H195L193 251L192 252H189V253H194L195 254V256H194V254L192 255V254H189V255H192V256H194L195 258H193V259H191V258H189V257H187V256H184V257H182L181 255H184V253H183V251L181 252L182 254H180V255H178V254H176V255H178L179 257H181V258H177V259H174L173 257H178V256H172V258H171V260H169V261H166V262H164L163 260H162V263L160 262V259H161V257H164V256H161V255H159V256H161L160 257V259H159V257L158 256H155L156 257V260H158V262H160V264H214V263H222V264H263V263H260V262H262L261 260H259V259H257V258H255V260H251V261H253V262H245L243 259H242V257L240 258V259H242L241 261H240V259H239V256L240 255H238L237 253H233V255L231 254V256H229L230 254L229 253H231V252H236V250H234L233 251V249H237V248H239V247H241V248H245V249H250V250H252V248L254 249V250H252V251H254V253H255V251H257V250H255L257 247V242L255 241L256 240V237L258 238V234H257V236L255 235V234H253V233H255V232H253L252 230H250V231H252V232H247ZM24 232V231H23ZM23 232H21V233H23ZM27 232V231H26ZM25 232V233H26ZM29 232V231H28ZM33 232V231H32ZM76 232H77V229H76ZM191 232H192V230H191ZM211 232H213V231H211ZM224 232H225V230H224ZM24 233V234H25ZM67 233H69V232H67ZM72 233V232H71ZM78 233H80V232H77V234ZM126 233V232H125ZM228 233V232H227ZM263 233V232H262ZM20 233L18 232V235H19ZM27 234V233H26ZM31 234V233H30ZM52 234V233H51ZM221 235H222V232L220 233ZM23 235V234H22ZM35 235V234H34ZM75 235H73V236H75ZM130 235V236H131ZM201 235H200V237H201ZM223 235H226V233L225 234H223ZM236 235H238V234H236ZM25 237H23V238H27V235H24ZM72 235H69V237H71ZM124 236V235H123ZM122 236V237H123ZM127 236V235H126ZM125 236V237H126ZM129 236V237H130ZM15 237H18L17 235L15 236ZM30 237H35V236H30ZM29 237V238H30ZM198 237V236H197ZM203 237H206V236H203ZM23 238H21L20 237V239H23ZM219 237H217V239H218ZM19 239V238H18ZM33 239V238H32ZM32 239H30V240H32ZM216 239V240H217ZM262 239H264V237L262 238ZM16 240H17V238H16ZM199 240V239H198ZM258 240H260L259 238H258ZM22 242L24 241V239L23 240H21ZM191 241V240H190ZM190 241H188V242H190ZM196 241V240H195ZM220 241V240H219ZM17 241H15V243H16ZM24 242H27L26 240L24 241ZM29 242V241H28ZM184 242H186V241H184ZM183 241L181 242V243H184ZM187 242V243H188ZM198 242V241H197ZM202 242V241H201ZM18 243V242H17ZM30 243H35V241L33 242V241H30ZM29 243V244H30ZM106 243V242H105ZM177 243V244H178ZM191 243V245L190 246H192V243L193 242H190ZM196 243V242H195ZM260 242H258V244H259ZM25 244V243H24ZM166 246H168L166 243H164ZM163 244V245H164ZM171 244V243H170ZM177 244H174L175 246H178ZM194 244V243H193ZM17 246V248H20V246L18 245V244H16ZM26 245H28V243H26ZM31 245H33V244H31ZM31 245H28V246H31ZM34 245H36V244H34ZM86 245V244H85ZM105 245V244H104ZM157 245H160V246H157ZM174 245H172V246H174ZM183 245H185V243L183 244ZM188 245H189V243H188ZM231 245V246H230ZM102 247H103V245H101ZM152 246V247H153ZM170 246V245H169ZM168 246V247H169ZM172 246H170V248L172 247ZM182 246V245H181ZM181 246H179V248H181V249H183ZM195 246L196 245H193V247H194V249H195ZM261 246H262V244H261ZM36 247H37V245H36ZM39 247V246H38ZM164 247V246H163ZM166 248V249H169L170 250V248ZM235 247V248H234ZM9 249H11L10 247H8ZM49 248V247H48ZM101 248V247H100ZM99 248V249H100ZM178 248V247H177ZM176 248V249H177ZM178 248V249H179ZM260 248V247H259ZM259 248H257L258 250H259ZM15 249V248H14ZM13 249V250H14ZM42 249H44V250H48L47 248H45V247H43ZM161 249H163V248H161ZM165 249V250H166ZM176 249H174V250H176ZM197 249V248H196ZM240 249V248H239ZM33 250V249H32ZM37 250H41V247H39V249H35L34 248V251H37ZM101 250V249H100ZM157 250V249H156ZM156 250H154V251H156ZM159 250V249H158ZM157 250V251H158ZM164 250V249H163ZM163 250L161 251V253L163 252ZM171 250H173V249H171ZM241 250H243V249H241ZM1 251H2V249H1ZM4 251V252H3ZM2 252L3 253H5V254H1L0 255V264H4V261H5V259H6V255H10L11 256V252L10 251H8L7 250V248H6V250H3ZM6 251H7V253L8 252H10V254H7L6 253ZM33 251V252H34ZM46 251H44V253H46ZM133 251H135V250H133ZM160 251H158V252H160ZM207 251V250H206ZM244 251H246V250H244ZM244 251H242V252H244ZM33 252H32V254H33ZM49 252H51L50 250H49ZM102 252V251H101ZM168 252V251H167ZM167 252H165V253H162V254H167ZM172 252L173 251H171L170 253L171 254H169V255H172ZM198 252V251H197ZM199 252V253H200ZM249 252H251V251H249ZM14 253V252H13ZM12 253V254H13ZM36 253V252H35ZM41 253V252H40ZM43 253V252H42ZM131 253H133V255H135L134 254V252H131ZM155 253H157V252H155ZM160 253V254H161ZM169 253V252H168ZM205 253V254H204ZM239 253H240V250H239ZM248 253V252H247ZM38 254H39V252H38ZM47 254H49L48 253V251H47ZM47 254H41L40 256H38V255H36V256H38L39 258L38 259H42V255H47ZM137 254H139L138 252H137ZM174 254H175V252H174ZM173 254V255H174ZM185 254H187V253H185ZM241 254V253H240ZM35 255V254H34ZM33 255V256H34ZM131 255V254H130ZM156 255H158V254H156ZM168 255V254H167ZM201 255V254H200ZM234 255H238V256H234ZM137 256V255H136ZM7 257H9V256H7ZM12 257V256H11ZM44 257H48V255L47 256H44ZM75 257V258H74ZM129 257V256H128ZM132 259H133V261L135 260V256H130ZM130 257H129V259H130ZM134 257V258H133ZM138 257V256H137ZM148 257V256H147ZM154 257V258H155ZM243 257H244V255H243ZM32 258V257H31ZM34 258H36V257H34ZM73 258V259H72ZM77 258H79V257H77ZM139 258H141V257H139ZM143 258V257H142ZM169 258V259H170ZM28 259H30V258H28ZM165 259V258H164ZM167 259V258H166ZM173 259V260H172ZM252 259V258H251ZM9 260V259H8ZM25 261H26V259H24ZM30 260H34L33 258L32 259H30ZM47 260H49L48 258H47ZM139 260V259H138ZM143 260V259H142ZM152 260H155V259H152ZM152 260H149V261H152ZM155 260V261H156ZM257 260H259L260 262H258ZM13 261V259L10 261V262H12ZM27 261H29V260H27ZM26 261V262H27ZM74 261V260H73ZM129 261V260H128ZM145 261V260H144ZM143 261V262H144ZM148 261V259H147V262H149ZM249 261H250V259H249ZM24 262V261H23ZM37 262H39L40 263V260L38 261L37 260ZM132 262V261H131ZM131 262H129V263H131ZM136 262H137V259L135 260V264H136ZM143 262H141V264L143 263ZM158 262H156V264L158 263ZM12 263H14V261L12 262ZM11 263V264H12ZM19 263V262H18ZM18 263H14V264H18ZM21 263V262H20ZM29 263H31V262H29ZM32 263H34V261L32 262ZM31 263V264H32ZM128 263V262H127ZM138 263V262H137ZM150 264H151V262H149ZM148 263V264H149ZM153 263V262H152ZM9 264V263H8ZM25 264H27V263H25ZM37 264V263H36ZM49 264V263H48ZM71 264V263H70ZM121 264V263H120ZM133 264V263H132ZM144 264H147V263H144ZM154 264V263H153ZM159 264V263H158Z\"/></svg>", "mask_w": 264, "mask_h": 264}]
</instances>
